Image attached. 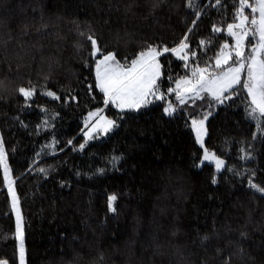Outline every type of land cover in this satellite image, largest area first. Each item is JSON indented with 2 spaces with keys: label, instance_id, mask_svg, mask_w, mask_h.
<instances>
[{
  "label": "trees",
  "instance_id": "16d2710c",
  "mask_svg": "<svg viewBox=\"0 0 264 264\" xmlns=\"http://www.w3.org/2000/svg\"><path fill=\"white\" fill-rule=\"evenodd\" d=\"M238 4L0 0V142L23 218L25 264H264V193L249 184L264 187V129L249 116L247 92L237 86L223 102L201 93L184 104L168 92L195 67L218 70ZM185 36L187 61L171 51L159 57L164 99L123 112L104 104L96 60L113 53L130 65L149 46L163 52ZM21 87L33 96L26 100ZM169 98L176 109L167 116ZM99 109L115 126L85 143V121ZM208 113L204 149L224 161L219 171L201 163L191 128ZM15 234L0 167V262L19 264Z\"/></svg>",
  "mask_w": 264,
  "mask_h": 264
},
{
  "label": "snow or ice",
  "instance_id": "6c2138e0",
  "mask_svg": "<svg viewBox=\"0 0 264 264\" xmlns=\"http://www.w3.org/2000/svg\"><path fill=\"white\" fill-rule=\"evenodd\" d=\"M219 2L220 0H217V4ZM249 9L250 16L245 14ZM234 21L237 22L227 25V32L235 43L228 51L226 49H229V44L224 43L215 57V67L220 71L210 73L208 67H195L190 77L185 76L177 80L176 87L169 88L168 92H174L180 104L185 103V96L200 97L201 93H207L214 100L223 102V99L230 98L225 95L226 93L235 91L237 86H240L247 92L250 99L251 111L249 116L258 121V127L264 129V0H251V2L250 0H239ZM213 30L214 32L221 31L216 26H213ZM249 38H251V48L246 53L245 44L246 41H249ZM88 39L91 41L92 55L95 57L100 51L97 41L91 36ZM200 43L201 46L205 44L204 41ZM188 47L187 36H185L177 47L164 48L163 52L149 46L147 50L140 52L135 59L131 60L130 65L121 64L113 53H108L103 56V59L96 60L95 87L103 93L104 104L106 106L110 104L121 110H136L149 104L151 102L150 97L157 100L164 99L163 94H158L160 92L158 82L161 75V65L158 57L164 52L171 51L180 59L187 61L188 53L185 50ZM181 53L184 54L181 55ZM191 55L195 57L196 53L192 52ZM19 93L27 100L33 96L34 89L21 87ZM46 95L59 99L50 91ZM174 111L175 108L171 104L164 108L165 114H171ZM101 112H103V109L89 113L85 121L88 130L83 133L85 143L93 138L94 130L99 129L107 133L115 126L113 120L99 115ZM208 115L210 113L206 114L203 119H192L191 121L196 142L202 148L204 147V135L206 133L204 124ZM96 116L99 118L89 127L88 120ZM68 143L72 144V141L70 140ZM84 147L85 144L79 145L81 150ZM203 159L205 161H215L217 171L224 166V161L207 149H205ZM0 167L4 170V181L12 198V209L16 213L15 239L18 242L20 264H25L23 218L19 211V201L12 187L13 181L10 177V169L2 142H0ZM40 171L43 172L44 169H40ZM215 182V179H213V183ZM249 184L253 189L264 193V187H259L252 181H249ZM116 199L115 195L108 197L110 211H115L113 202Z\"/></svg>",
  "mask_w": 264,
  "mask_h": 264
},
{
  "label": "rangeland",
  "instance_id": "374dc122",
  "mask_svg": "<svg viewBox=\"0 0 264 264\" xmlns=\"http://www.w3.org/2000/svg\"><path fill=\"white\" fill-rule=\"evenodd\" d=\"M250 2H251V0H250ZM250 10V9H249ZM249 11H246L245 12V14L246 15H251V13H248ZM258 15V14H257ZM235 22H237V21H235ZM225 32L228 34V32H227V28H226V30H225ZM232 38V37H231ZM233 39V38H232ZM251 38H249V41H246V44H245V52L246 53H248L249 51H250V48H251ZM235 43V41H234V39H233V44ZM232 44V45H233ZM228 50H231V48H229V49H226V51H228ZM101 59H103V57L101 58ZM158 60H159V57H158ZM160 63V62H159ZM214 64H215V62H214ZM218 71H220L219 69L218 70H216V71H213V72H218ZM160 72H161V69H160ZM95 78H96V76H95ZM176 87V84H174V86H173V88H175ZM158 94H160V93H158ZM173 94H174V96H176L175 95V93L173 92ZM194 96L193 95H188V96H185V101L188 99V98H193ZM154 97H150V100H151V102H154V101H161L162 99H160V100H157V99H155ZM169 104H171L175 109H176V105L171 101V98H169V99H167V100H165V102H164V108L166 107V106H168ZM112 106V105H111ZM114 109H116L117 111H119V112H123V111H128V110H132V109H125V110H121V109H119V108H116V107H114V106H112ZM174 112H172L171 114H166L167 116H170V115H172ZM102 116H104V117H106L107 119H110V120H113L111 117H108V116H106L105 114H103ZM99 117H97L94 121H93V123H95V121L98 119ZM92 123V124H93ZM205 125H206V120H205V124H204V127H205ZM192 128V127H191ZM205 129H206V127H205ZM194 133V132H193ZM106 133H104V132H102V131H100L99 129H96V130H94V132H93V138H95V137H98V136H102V135H105ZM206 134V133H205ZM194 136H195V133H194ZM92 138V139H93ZM204 139H205V135H204ZM195 140H196V137H195ZM198 144V143H197ZM198 146L199 147H201V145L200 144H198ZM202 148V147H201ZM202 150H203V156H202V161H201V163H211V164H213L214 165V167L216 168V165H215V161H205L204 159H203V157H204V153H205V149H204V147L202 148ZM224 167V166H223ZM222 167V168H223ZM221 168V169H222ZM220 169V170H221ZM2 172H3V174H4V170H3V168H2ZM11 204H12V198H11ZM20 211V210H19ZM14 212V211H13ZM14 216H15V221H16V213L14 212ZM18 257H19V254H18ZM0 264H6L5 262H0ZM19 264H20V259H19Z\"/></svg>",
  "mask_w": 264,
  "mask_h": 264
}]
</instances>
